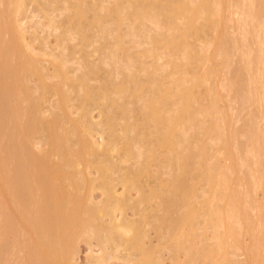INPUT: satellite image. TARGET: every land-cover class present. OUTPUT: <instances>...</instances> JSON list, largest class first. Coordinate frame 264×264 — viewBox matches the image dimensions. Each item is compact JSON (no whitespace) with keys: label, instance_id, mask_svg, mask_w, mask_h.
Returning <instances> with one entry per match:
<instances>
[{"label":"bare ground","instance_id":"bare-ground-1","mask_svg":"<svg viewBox=\"0 0 264 264\" xmlns=\"http://www.w3.org/2000/svg\"><path fill=\"white\" fill-rule=\"evenodd\" d=\"M30 5L49 29L60 30V52L48 51L55 57L51 72L23 35L19 16L29 15ZM56 10L63 16L59 20L51 15ZM74 39L76 45L68 46ZM230 54L240 63L219 80ZM227 89L243 106L264 107V0H0L1 136H7L6 121L13 122L7 142L0 137V264H5L2 253L13 251L6 239L21 234L26 241L14 239L24 253L19 264H71L86 230L97 237L101 232V249L112 247V257L126 251L116 256L126 264L138 257L144 264H164L154 256L157 246L145 243L140 220L129 219L128 211L148 218L140 206L156 198L164 213H177L200 191L205 196L218 185L222 191L216 194L225 205L206 215L228 228L215 237L218 249L228 248L230 236L234 249L245 250L246 264H264L255 234L264 217L252 196L264 185V109L248 113L244 128H229V114L220 105ZM54 97L55 110L44 108ZM41 132L50 149L38 154L31 138ZM240 135L248 146L239 142ZM221 157L231 163L221 164ZM240 160L249 165L242 175ZM236 173L248 184L245 198L231 186ZM97 190L103 198L94 202ZM210 201L206 197L195 206ZM258 205L256 231L247 207L256 211ZM169 218L157 216L152 225L162 230ZM192 220L180 215L173 221L179 229ZM244 230L254 232L250 246L242 245ZM176 244L180 250L181 240ZM93 257L92 264L106 263L104 256ZM232 260L225 262L238 264Z\"/></svg>","mask_w":264,"mask_h":264},{"label":"rangeland","instance_id":"rangeland-1","mask_svg":"<svg viewBox=\"0 0 264 264\" xmlns=\"http://www.w3.org/2000/svg\"><path fill=\"white\" fill-rule=\"evenodd\" d=\"M45 0H42V2H44ZM31 7H30V14L29 15H26L25 16V18H24V16L23 15H20L19 16V19H20V22L22 23H20L21 24V26L23 27L22 29H23V35H25L24 37H26V39H29L28 41H29V43L31 44V46L33 47V50L35 51L34 53L36 54H42V55H35L36 57H38V58H40L41 60H45L44 61V63L42 64L43 66H45L46 68L48 67V69H46V70H48V71H50L51 69H53V66L52 65H50V64H52L54 61H53V57H54V55H53V57L52 56H50L49 57V52L48 51H50V54H58L59 52H60V47H59V39L57 40V38H59L58 36H59V33H60V30H56L55 29V31H54V29H49V27H47V21H46V19H44L45 17L43 16V14L40 12V11H38L37 10V7H35L36 5H30ZM58 14V15H57ZM54 18H56V20H59V18L61 19L63 16H62V14H61V12L59 11V10H56V11H54L52 14H51ZM28 16L30 17V18H28ZM62 16V17H61ZM234 18H236V17H234ZM23 19H24V21H23ZM235 20V19H234ZM39 23H38V22ZM234 23H236V20H235V22ZM233 23V25H234V27H237L235 24ZM41 24V25H40ZM38 26V27H36V26ZM46 25V26H45ZM41 26H42V28H41ZM40 27V28H39ZM25 28V29H24ZM41 29H42V31H41ZM49 29V30H48ZM37 34V35H36ZM52 34V35H51ZM58 34V35H57ZM46 35V36H45ZM46 37V38H45ZM57 37V38H56ZM252 37V36H251ZM31 38V39H30ZM254 38H256V36L254 37L253 36V38L252 39H254ZM40 41H39V40ZM27 41V40H26ZM35 41V42H34ZM253 41V40H252ZM42 43V44H41ZM75 43V44H74ZM76 43H77V39H74V40H72L71 42H69L68 43V46H75L76 45ZM254 43V44H253ZM252 44L254 45V48H255V46L257 45V44H255V40H254V42H253ZM74 44V45H73ZM46 45V46H45ZM35 46V47H34ZM41 46V47H40ZM45 46V47H44ZM48 46V47H47ZM41 48V49H40ZM52 48V49H51ZM57 48V49H56ZM36 49V50H35ZM44 49V50H43ZM79 49V48H78ZM258 48L256 47L255 49H254V54H255V52H256V50H257ZM91 50V49H90ZM39 52V53H38ZM46 52V54H47V56H44V55H46V54H44ZM209 52H210V50H209ZM44 54V55H43ZM253 54V55H254ZM79 54L77 53L76 55H75V57H76V59L71 63V65H72V67L74 68V67H77V64H75L77 61H78V58H79ZM51 57H52V59H51ZM96 57H97V55H94L91 59L92 60H96ZM52 60V62H51V60ZM54 59H55V57H54ZM50 62V63H49ZM74 63V64H73ZM239 60H238V57L237 56H235V55H232V54H230L229 55V57H228V60H227V67L228 68H226V69H224V71L222 72V74H220V76H219V80L220 79H222L223 78V76L224 75H230L231 74V72L233 73V71L235 70V68H237L238 67V65H239ZM54 64V63H53ZM48 65V66H47ZM233 68V69H232ZM50 69V70H49ZM54 70V69H53ZM53 70H51V71H53ZM48 71H45V72H48ZM50 71V72H51ZM230 71V72H229ZM75 73H77V72H75ZM75 73H73V76H74V74ZM71 75H72V73H71ZM37 77H35L34 79H36ZM33 81H35V83H36V81H37V79L36 80H33ZM30 83H32L33 84V82L31 81ZM29 83V84H30ZM32 84H31V86H32ZM30 86V85H29ZM262 93L264 92V91H261ZM222 94H223V99L220 101V105L222 106V107H224V109L228 112V114H229V117H230V126H229V128L231 127V129H233V128H239L240 129V127H241V129H242V126H243V123H244V121L247 119V117L249 116L248 115V113H250V112H252V111H256L255 109H257V107H258V105L259 104H257V102L256 103H253V102H249L248 104H246L245 106H243V105H241V102L240 101H237V98H235V91L233 92V91H231V90H226V91H222ZM227 96V97H226ZM49 101V100H48ZM53 101V102H52ZM52 102V103H51ZM255 102V101H254ZM261 103V102H260ZM52 104H53V106H52ZM55 104V105H54ZM54 106H56V98L54 97V98H51V100L47 103H45L44 104V108H46V109H48V110H55V109H53L54 108ZM49 107V108H48ZM52 107V108H51ZM261 107H263V104H262V106ZM260 106L258 107V108H261ZM45 109V110H46ZM264 109V107L263 108H261V109H259V110H263ZM257 112V111H256ZM259 112V111H258ZM264 112V111H263ZM48 113V112H47ZM260 113V112H259ZM262 113V112H261ZM49 114V113H48ZM263 114V113H262ZM262 114H259V115H261V116H259V117H262ZM45 115H47V114H45ZM93 115H94V119L97 121L98 119L100 120V117H99V112H98V110H96V111H94L93 112ZM99 117V118H98ZM264 117V116H263ZM261 120H262V122L260 121V124H261V126H262V128L264 129V119H262V118H260ZM9 121V120H8ZM8 121H6L7 123V125H8V130H7V125L5 124V128H4V131H7L6 132V135L7 136H5V132H2V136L0 135V137H1V139L6 143L7 142V137H8V134H10V129L12 128V126H13V122H11V120L9 121V123H8ZM232 122V123H231ZM10 125V126H9ZM243 128H244V126H243ZM263 132H264V130H262ZM4 133V134H3ZM35 137L34 138H31V140L32 139H34V140H32V145H33V147H35V148H33L34 149V152H36V153H38V154H41V153H43V152H45V151H48L47 149H50V145H49V143L47 142V140H45L46 138H45V134L43 133V132H41V133H39L38 135L36 134V135H34ZM264 136V135H263ZM262 136V137H263ZM5 137H6V139H5ZM248 138V137H247ZM5 139V140H4ZM96 139L101 143L102 142V139L100 138V136H99V134H97L96 135ZM239 142L241 143V142H246L247 143V139H246V137L244 136H239ZM247 140V141H246ZM262 140H264L263 138H262ZM34 142L37 144L36 146H34L35 144H34ZM39 142V143H38ZM249 142V141H248ZM242 143V144H243ZM246 143H244V145H247L248 146V144H246ZM245 148H246V146H244ZM244 147H242V148H244ZM198 150V149H197ZM244 151V150H243ZM236 153H238L237 151H235ZM262 153L264 154V147L262 148ZM240 154V155H239ZM242 154H244V156L246 155L244 152H239L238 153V156H240V157H242L243 155ZM248 157V156H247ZM251 157V156H250ZM250 157H248L249 158V160H248V158L247 159H245L244 158V160H247V161H249V163L248 164H252V159H253V157H252V159H250ZM246 161V162H247ZM231 163V161L229 160L228 161V159L226 160V158H222L221 157V164H227L228 165V163ZM245 165L247 166V164L245 163ZM245 165H243V164H241V160L239 161V164H238V167H240V170H238L239 172V174L240 175H242L241 173H240V171L241 172H243L244 173V171H248V169H247V167L249 166H245ZM9 166H11V168H12V165L11 164H9ZM254 165H252L251 167H253ZM245 173H247V172H245ZM244 173V174H245ZM95 174V173H94ZM237 174V173H236ZM239 174H237L236 176H238ZM240 175L236 178V177H232L233 179H232V181L233 180H235V179H239L240 178ZM235 178V179H234ZM241 180L240 181H231V186H232V183L234 184V188H236L235 190L237 191V192H241L242 193V196H243V194H245L244 192H246V190H247V186H248V184H246L247 182L246 181H243V178H242V176H241V178H240ZM246 180V179H245ZM241 185V186H240ZM241 187V188H240ZM121 186H119L118 187V190H119V192H122L123 191V189L121 188ZM207 189V187L206 186H204L203 188H202V190L203 189ZM233 188V189H234ZM219 189V190H218ZM251 189V191H252V188H250ZM216 190L218 191H216V192H209V193H207V194H205V196H203L204 195V193H202L201 191H200V194L198 195V196H200V197H196L195 196V198L191 201V204H188L186 207H181L180 208V211H178L177 213H174V212H170L169 214L168 213H164V211L163 210H161L158 206H157V199L156 198H152V200L150 201V203L148 204V203H146V204H142V206H140V210L141 209H143L144 210V214H145V216L146 217H148V218H140L141 216L140 215H135L134 214V212H132L131 210H129L128 211V214L129 215H127V217L129 216V219H137V220H140L139 222L141 223L140 225H142V228H144V230L147 232L146 234H147V236L144 238V241H145V243H147V245H149V244H152V245H156L157 246V248H156V250H155V252H154V256L155 257H157L158 256V258H162V259H165L164 260V264H216V263H218V264H226V262H225V260L226 259H229L230 260V262H231V258L233 259V260H237L236 262L238 263V264H246V258L248 259V257L246 256V254H245V250L244 249H240V250H236V249H234L233 247L234 246H231L232 244H234V239H232L230 236H226V235H224V236H226V242L229 244V243H231V244H229V246H228V248H226V250H225V248L224 249H218L219 247H218V243H219V239H216L218 236H221L220 234H221V232H223L225 229L226 230H228V228L226 227V228H223V227H221V224L220 223H217V226L219 225V229H218V227H216V225H214V224H216V223H212V222H209L208 220H207V218H208V216H206L207 215V213H208V211L207 210H209V209H211L212 207H222V206H224L225 205V202L223 201L222 202V199H221V194H220V196L218 197V193L219 192H221L222 191V188L221 187H219V185L218 186H216ZM255 192H254V194H252V196L254 195V198H255V200H257V203L261 206L260 207V211L262 212L261 213V216L262 217H264V185H261V186H259L256 190H254ZM201 193H202V196H201ZM213 193H214V195H213ZM218 195H217V194ZM212 194V195H211ZM238 194V193H237ZM236 194V195H237ZM94 195L95 196H93V199H95L94 200V202L96 201V199H97V201L98 200H100L101 198H103L102 196V194H101V192L99 191V190H97V191H95V193H94ZM137 195L138 194H134V197H137ZM217 195V196H216ZM246 195V194H245ZM101 196V197H100ZM235 196V195H234ZM234 196H232V197H234ZM239 196H241V194L240 195H238L237 197L239 198H237V197H235L236 198V200L238 199V201H242V199H241V197H239ZM205 197V198H204ZM206 197L208 198V201H209V199L211 200V199H213V201H210V204L209 203H207V204H205V206H204V204H203V206H200V204L199 205H196L195 206V201H203V200H205L206 199ZM244 197V196H243ZM242 197V198H243ZM246 197H247V195H246ZM235 198H234V201H235ZM245 198V197H244ZM155 200H156V202H155ZM231 200V199H230ZM244 200V199H243ZM101 201V200H100ZM246 201V200H245ZM99 202V201H98ZM211 202H213V203H211ZM247 202V201H246ZM246 202H244V203H246ZM224 203V204H223ZM242 203V202H241ZM244 203H242V204H244ZM257 203H256V205H257ZM152 204H154V206H152ZM194 204V205H193ZM213 205V206H212ZM245 205V204H244ZM259 205H258V208H257V210H258V212H257V210L256 211H253V210H255V208H250V207H247V210H248V214H249V216L251 217V219L254 221V225H253V227H254V229H255V227H256V231H258L259 230V226L258 225H261V224H259V222H257V221H260L259 220V218H261V217H258V216H260V211H259ZM156 206V207H155ZM207 206V207H206ZM209 206V207H208ZM243 206V205H242ZM246 206V205H245ZM146 207H147V209H146ZM197 207V208H196ZM157 208V209H156ZM202 208V209H201ZM208 208V209H207ZM150 209H152V210H150ZM197 209H199V210H197ZM156 210H158L157 212H156ZM159 210H161V211H159ZM182 210V211H181ZM202 211V212H201ZM160 212V213H159ZM159 213V214H158ZM204 213V214H203ZM206 213V214H205ZM164 214V215H163ZM178 214V215H177ZM165 216V217H167V218H169L170 217V215H171V217L168 219V220H171V221H168V223H165L166 225H164L163 224V227L164 228H162V230H158V229H161V228H156L154 225H152V222H156V218H157V216ZM167 215V216H166ZM180 215H184L185 217H189V216H191L192 218H193V220H192V223H187V224H184V225H182L179 229L175 226V222L173 221L174 220V218L176 217V216H180ZM198 215V216H197ZM201 215H202V217H201ZM255 215V216H254ZM139 217V218H138ZM195 217V218H194ZM198 217V218H197ZM173 218V219H172ZM208 221H206L205 219ZM147 219V220H146ZM195 219V220H194ZM197 219V220H196ZM245 219V218H244ZM263 219V218H262ZM199 220V221H198ZM251 220V221H252ZM146 221V222H145ZM246 221V220H245ZM261 221H263L264 222V220H261ZM260 221V222H261ZM151 222V223H150ZM154 222V223H155ZM170 222H174V223H170ZM246 223H247V221H246ZM145 224V225H144ZM174 224V225H173ZM194 224V225H193ZM197 224V225H196ZM209 226H208V225ZM212 224V225H211ZM264 224V223H263ZM172 226V227H171ZM146 227V228H145ZM168 227V228H167ZM173 227H174V229H173ZM209 227V228H208ZM262 227V226H261ZM260 227V228H261ZM141 228V227H140ZM214 228V229H213ZM164 229V230H163ZM217 229V230H216ZM251 228L249 227V230H250ZM253 229V228H252ZM253 229V230H254ZM169 230V231H168ZM86 231H88V230H86ZM86 231H84V232H82L81 233V237H80V239L76 242V246L77 247H75L76 248V255H75V257H74V261L73 262H71V264H92L91 263V261H92V258H94L93 256H95V257H100V256H104V258L106 259V263H104V264H126V259L125 260H123V258H118V257H116L117 255H119V254H122V255H124V254H126V251H122L121 253L119 252H115L114 253V256L112 257L111 255V253H113L112 251H110V250H112L110 247L108 248V250H103V249H101V247H103V244L101 243V241L99 242V239H100V237L102 236H100V234H101V232H100V234H98L99 235V237H97L96 235H97V233H96V235L95 234H93V232H90V231H88V232H86ZM181 231V232H180ZM251 231V230H250ZM255 231V230H254ZM260 233L259 232H255V234H256V237H257V235H258V237H260V239H261V250L260 251H258V252H261V254L264 256V227H262L260 230ZM168 232V233H167ZM170 232V233H169ZM193 232V233H192ZM219 232H220V234H219ZM252 232V231H251ZM85 233V234H84ZM172 233V234H171ZM191 233V234H190ZM218 233V235H216ZM254 233V232H253ZM253 233H250L248 230H244L243 232H242V236H241V242L243 243L242 245H248V246H250L249 244L251 243V245L253 244L252 243V240H254V239H252V235L251 234H253ZM257 233H259L260 234V236H259V234H257ZM169 234V235H168ZM216 236H215V235ZM223 234V233H222ZM18 236L20 235V234H17ZM23 234H21V238L23 239V241H24V238H26V235H23ZM91 235V236H90ZM164 235V236H163ZM171 235V236H170ZM187 235V236H186ZM192 235V236H191ZM14 236L16 237V235H13V236H11V239L10 238H7L6 239V242L8 241L9 242V244H7V248H9L10 249V251L11 250H13V251H11V253H10V251H9V249H7V251H9V253H10V255L8 254V252H6V250H5V252H3L2 253V261H3V263H5V264H16V262L19 264L20 263V256L21 255H23L24 256V253H23V251L21 250L20 251V248H19V252H16L17 250H18V248H17V246L15 247V244L17 245V242L18 241H15V240H18L19 239V241H21L22 239L20 238V237H16V238H14ZM25 236V237H24ZM88 236H90V238H87ZM255 235L253 234V237H254ZM10 237V236H9ZM24 237V238H23ZM162 237V238H161ZM177 237V238H176ZM208 239H207V238ZM210 237V238H209ZM214 237V238H213ZM216 237V238H215ZM205 238V239H204ZM222 238H224L223 237V235H222ZM255 238V237H254ZM10 239V240H9ZM15 239V240H14ZM85 239V240H84ZM97 239H98V242H97ZM211 239V240H210ZM225 239H223L224 241H225ZM11 240H12V242H11ZM27 240V238L25 239V241ZM176 240V241H175ZM181 240V242L183 243V245H182V247H181V249L180 250H177L176 251V243L178 242V241H180ZM216 240H219V241H216ZM23 241H21V242H23ZM231 241V242H230ZM7 242V243H8ZM218 242V243H217ZM254 242V241H253ZM11 243V244H10ZM99 243V244H98ZM214 243H215V245H214ZM10 246H12V247H10ZM171 246V247H170ZM245 246V247H246ZM207 247V248H206ZM215 247V248H214ZM16 248V249H15ZM205 248V249H204ZM110 249V250H109ZM121 249H122V247H121ZM204 251H203V250ZM217 249V250H216ZM16 250V251H15ZM27 248H26V250L24 251V252H27ZM214 250H216V251H214ZM16 253H15V252ZM105 251V252H104ZM172 251V252H171ZM189 253H188V252ZM210 251V253L208 254V252ZM223 251V252H222ZM224 251H226V252H224ZM104 252V253H103ZM218 252V253H217ZM257 251H256V253H258ZM14 253V254H13ZM18 253V254H17ZM19 253H20V255H19ZM187 253V254H186ZM224 253V254H223ZM255 253V254H256ZM106 254V255H105ZM111 254V255H110ZM192 254V255H191ZM208 254V255H207ZM13 255V256H12ZM206 255V256H205ZM222 255V256H221ZM243 255V256H242ZM258 255H260L259 253H258ZM106 256V257H105ZM107 256H109V257H107ZM136 256V255H135ZM135 256H134V258H135ZM160 256V257H159ZM225 256V257H224ZM223 257V258H222ZM227 257V258H226ZM261 257V256H260ZM5 258H6V260H5ZM226 258V259H225ZM19 261H18V260ZM122 259V260H121ZM138 260L134 263V264H144L143 262H141V260L139 259V257L137 258ZM211 259H214V260H211ZM224 259V260H223ZM4 260H5V262H4ZM8 260H10V261H8ZM181 260V261H180ZM206 260V261H205ZM218 260V261H217ZM220 260V261H219ZM232 260V261H233ZM211 261L213 262H215V263H211ZM222 261V262H221ZM9 262V263H8ZM139 262V263H138ZM25 263V262H24ZM25 264H28V263H25ZM230 264H232V263H230Z\"/></svg>","mask_w":264,"mask_h":264}]
</instances>
